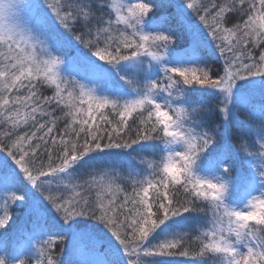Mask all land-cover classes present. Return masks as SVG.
I'll return each instance as SVG.
<instances>
[{"label":"snow or ice","instance_id":"obj_1","mask_svg":"<svg viewBox=\"0 0 264 264\" xmlns=\"http://www.w3.org/2000/svg\"><path fill=\"white\" fill-rule=\"evenodd\" d=\"M0 264H264V0H0Z\"/></svg>","mask_w":264,"mask_h":264},{"label":"trees","instance_id":"obj_2","mask_svg":"<svg viewBox=\"0 0 264 264\" xmlns=\"http://www.w3.org/2000/svg\"><path fill=\"white\" fill-rule=\"evenodd\" d=\"M241 119H243V116H241ZM61 127H62V125H61ZM22 210H23V209H21V208H15V209L13 210V215H14V219H15V220H17V219L20 217V215H21V213H22Z\"/></svg>","mask_w":264,"mask_h":264},{"label":"rangeland","instance_id":"obj_3","mask_svg":"<svg viewBox=\"0 0 264 264\" xmlns=\"http://www.w3.org/2000/svg\"><path fill=\"white\" fill-rule=\"evenodd\" d=\"M146 158L151 159V156H147ZM22 216H23V210H22L20 217L16 221L19 222L21 220Z\"/></svg>","mask_w":264,"mask_h":264}]
</instances>
